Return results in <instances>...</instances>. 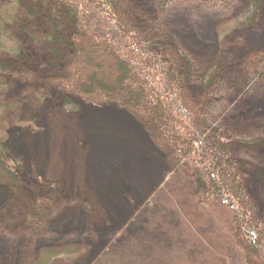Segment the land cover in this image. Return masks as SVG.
Wrapping results in <instances>:
<instances>
[{"label": "rangeland", "instance_id": "obj_1", "mask_svg": "<svg viewBox=\"0 0 264 264\" xmlns=\"http://www.w3.org/2000/svg\"><path fill=\"white\" fill-rule=\"evenodd\" d=\"M246 1L173 0L163 17L160 0L120 4L138 40L160 41V61L188 57L181 82L189 104L222 95L205 123L217 120L229 139L264 221V137L256 142L264 135V79L246 73L264 53V0L239 25L251 11ZM57 3L0 0V264H260L256 250L245 253L231 212L210 193L195 195L188 146L183 164L161 144L158 127L120 106L111 88L71 80L82 39L128 73L137 66L122 57L130 42L102 15L90 12L88 29L56 27ZM61 34L72 46L59 45Z\"/></svg>", "mask_w": 264, "mask_h": 264}, {"label": "trees", "instance_id": "obj_2", "mask_svg": "<svg viewBox=\"0 0 264 264\" xmlns=\"http://www.w3.org/2000/svg\"><path fill=\"white\" fill-rule=\"evenodd\" d=\"M122 1L124 0H60V3H57L56 9H54L56 11L54 13L56 27L72 23L74 26L80 27L81 30L88 29L87 15L90 12L93 15H102L103 20L111 26L113 24L119 30L121 38L130 42L129 48L132 50L122 48V57L137 66L131 69L129 74L128 69L118 63L119 61L114 56L109 57V62H107L106 56L100 53L102 50L100 47L96 54L94 48L91 47L92 44L86 39H82L78 41L82 44L76 46L78 50L73 48L75 51L69 61L67 70L72 76L71 80L77 84L78 81L84 79L89 82L93 81L95 84H99L98 86L101 85L102 88H111L112 94L117 95L116 100L120 106L130 109L132 113L134 112L145 120L147 125L150 122L158 127L163 136L161 144L171 148L183 164L185 151L188 152L189 148L188 159L194 166L191 178L195 195L198 198L204 193L206 195L210 193L209 200L217 203L219 201L231 212L234 217V221H232L234 227L239 232L242 243L247 247L245 253L252 254L256 250L259 254L257 262L264 264V221L261 220L254 202L248 200V190L243 187L242 179L239 178L238 172L241 170L242 164L232 160L229 139L219 124H215L217 120L211 125L205 123L206 114L210 118L213 115L210 112L214 113L220 109L217 110V105L220 103L221 107L222 95L213 92L201 104L196 106L189 104L183 96V82H181L184 77L183 72L189 68L188 57L184 52H181L178 57L168 56V63L160 61L158 55L161 58V51L157 50L156 45L160 41L148 39V37L145 39V36H138L139 40L136 38L135 29L131 27L126 14L121 12L120 3ZM172 1L160 0L156 3L157 14L160 17H163L167 5ZM205 1L207 4H216L215 0ZM260 1L247 0L248 9L251 8V11L236 23L239 25L248 23L254 14L252 9H257L261 4ZM221 2H225V0H221ZM24 9L29 12L28 8L24 7ZM35 10L33 15L37 13ZM154 29L159 31L160 28L156 26ZM61 35L60 40L58 39L59 45L69 47L71 39H66L63 34ZM113 41L117 45V41L115 39ZM58 43L56 40L54 44ZM136 45L138 46L135 48ZM148 60H151L152 63L146 62ZM110 63L113 65L111 66ZM246 73L250 79L256 80L259 77L264 79V53L248 61ZM197 80L206 86H209L211 82L208 79L197 78ZM70 81L66 82L69 84ZM67 85L66 87H69ZM212 105L213 107H211ZM216 116L217 114H214V117ZM263 137L264 135L260 139L257 138L256 142L262 140ZM235 140L233 139V141ZM187 146L188 148H186ZM0 160L3 162L1 156ZM2 175L4 173L1 171L0 181H4ZM8 177L11 186L18 185L17 178L10 174V171ZM35 264L46 263L39 259Z\"/></svg>", "mask_w": 264, "mask_h": 264}]
</instances>
